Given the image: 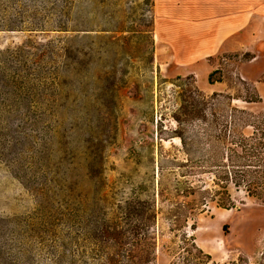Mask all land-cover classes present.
Listing matches in <instances>:
<instances>
[{
    "label": "rangeland",
    "instance_id": "obj_1",
    "mask_svg": "<svg viewBox=\"0 0 264 264\" xmlns=\"http://www.w3.org/2000/svg\"><path fill=\"white\" fill-rule=\"evenodd\" d=\"M262 6L0 0V51L72 40L52 66L0 59V264H184V234L205 264H264V203L243 188L228 184L234 209L167 220L188 201L177 182L211 184L199 169L187 178L179 136L190 149L215 114L227 167L229 137L264 127Z\"/></svg>",
    "mask_w": 264,
    "mask_h": 264
},
{
    "label": "trees",
    "instance_id": "obj_2",
    "mask_svg": "<svg viewBox=\"0 0 264 264\" xmlns=\"http://www.w3.org/2000/svg\"><path fill=\"white\" fill-rule=\"evenodd\" d=\"M67 31V30H65ZM72 40L66 39L63 42L55 43L49 41L46 44L39 45L38 47L32 46L30 42L24 43L22 46L15 49V51L6 49L0 51V59L6 63H12L17 61L21 55L26 54L27 59L31 64L41 67L51 64H57L56 61H68L70 51L72 47L70 43ZM42 70V68H40ZM32 76V74H31ZM33 77V76H32ZM213 74L209 75L208 82L212 85ZM30 83L37 81L39 85L44 84L42 78L28 80ZM28 82V83H29ZM10 85L16 87L20 85L25 88L26 83H15L10 81H3L2 86L8 88ZM199 98V101L193 105L194 114L200 113L198 106H204V97ZM200 115V114H199ZM198 118L197 122H204L203 127L198 131L192 132V139L190 149L182 136H179V140L182 148L187 155L186 165L187 178H193L194 169L201 170L200 176H207L211 180V184H206L203 180H198L201 186L192 183L187 180L183 183L184 190H180V183L177 182L174 191L175 196H183L188 199L184 204L175 203L176 211H170V218H167L168 222L175 224L182 221V217H185L187 222L190 215L197 211H201L206 208L209 203H215L217 208L231 210L234 209V203L232 202L231 195L228 192V184L234 185L236 188H243L248 197L255 198L264 203V127L256 128L253 126V132L249 137L235 136L229 137L231 147H227L226 161L229 165L226 167L222 165V144L224 140V132L217 130V120L215 114H211L210 122H207L206 116ZM210 124V125H209ZM196 155H198L196 157ZM221 175L220 172L225 171ZM220 174V175H219ZM164 194V190L160 188L158 190V196L163 197L169 201L168 196ZM185 213V214H184ZM223 232L226 233L227 226H223ZM196 252V256L192 255V252L188 247ZM178 248L181 251H185L189 257L185 258L184 264H205V260H211L209 255L203 253L202 250L197 248L194 241L191 240L187 234H184L180 239ZM121 263L118 257H109L108 264ZM126 264H134L129 259L126 260ZM144 264H148L144 263ZM227 264H236L230 262Z\"/></svg>",
    "mask_w": 264,
    "mask_h": 264
},
{
    "label": "crops",
    "instance_id": "obj_3",
    "mask_svg": "<svg viewBox=\"0 0 264 264\" xmlns=\"http://www.w3.org/2000/svg\"><path fill=\"white\" fill-rule=\"evenodd\" d=\"M220 1H222L224 3H228V4H238V3H248V2L263 3L264 4V0H220ZM258 11L259 12H264V6H262L260 9H258ZM262 16L264 18V15H262ZM231 25H233V23ZM220 30H221V28H220ZM220 30L219 29L217 30L218 34L221 32Z\"/></svg>",
    "mask_w": 264,
    "mask_h": 264
}]
</instances>
